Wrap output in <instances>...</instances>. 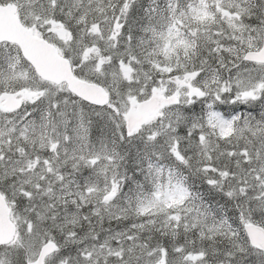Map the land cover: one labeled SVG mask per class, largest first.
I'll use <instances>...</instances> for the list:
<instances>
[{
	"label": "snow or ice",
	"instance_id": "obj_1",
	"mask_svg": "<svg viewBox=\"0 0 264 264\" xmlns=\"http://www.w3.org/2000/svg\"><path fill=\"white\" fill-rule=\"evenodd\" d=\"M0 264H264V0H0Z\"/></svg>",
	"mask_w": 264,
	"mask_h": 264
}]
</instances>
